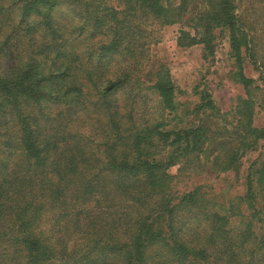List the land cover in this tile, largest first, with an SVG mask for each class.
Returning <instances> with one entry per match:
<instances>
[{
  "label": "trees",
  "instance_id": "trees-1",
  "mask_svg": "<svg viewBox=\"0 0 264 264\" xmlns=\"http://www.w3.org/2000/svg\"><path fill=\"white\" fill-rule=\"evenodd\" d=\"M116 2L0 0V264H264V160L227 203L173 195L168 172H234L264 151L242 68H264L253 30L264 0ZM173 25L180 49L212 55L228 39L246 98L213 127L205 114L183 121L149 56L146 27ZM138 89L158 98L153 124L133 111Z\"/></svg>",
  "mask_w": 264,
  "mask_h": 264
},
{
  "label": "rangeland",
  "instance_id": "rangeland-1",
  "mask_svg": "<svg viewBox=\"0 0 264 264\" xmlns=\"http://www.w3.org/2000/svg\"><path fill=\"white\" fill-rule=\"evenodd\" d=\"M105 1L107 5L118 7L116 0ZM170 1L175 3L177 0ZM100 2L103 8L104 0H100ZM243 9L245 12V5L240 7V11ZM261 9H264V4L258 5V11ZM249 13H246L247 18L251 16ZM65 14L72 15L68 11ZM242 17L244 18L243 15ZM263 20L259 17L254 22L255 28L253 29L258 40L255 43L258 45V56H264ZM178 30V25L162 28L158 26L146 27L145 36L150 35L152 40H156V44L149 47V56L153 62L160 63L168 71L174 87L176 102L179 105L177 112L180 116L184 115L183 121L189 124L194 119H201V116L205 114V116L209 115L214 118L211 122L205 120L208 125L213 127L216 123H220L218 116L220 117L223 113L231 115L239 100L246 98L244 89L238 81V70L230 54L228 39L220 34L215 41L214 52L211 55L207 54L202 46L186 49L176 47L175 39ZM87 43L88 41L85 39L81 40L80 48H85ZM242 55L244 56V54ZM114 60L113 70L122 68V59L116 56ZM260 62L261 59L254 64L246 58L242 66L243 75L252 80L249 89L256 104L253 126L257 129L264 126V68L260 67ZM146 71L147 69L144 70V74L141 76V82H145V85L150 86L151 81L148 82L151 79L150 74ZM135 92L140 96L135 98L133 111L143 113L144 118L150 120L149 124H153L154 118L160 115L157 96L152 91L145 89H138ZM216 111L218 113H215ZM84 120H86V117H84ZM167 120H171V118ZM86 128L88 129V126L83 130L88 131ZM162 128L158 127V129ZM168 128H171V126ZM257 142L259 144L261 140ZM256 159V163L264 160L262 149L256 148L255 151L243 156L239 160V167L236 171L220 175L207 173L183 174L177 171V167L170 168L168 172L173 176L170 191L173 195L183 196L196 188H200L208 198L212 195L218 202L227 203L229 200L241 197L245 192L244 184L247 179V170Z\"/></svg>",
  "mask_w": 264,
  "mask_h": 264
}]
</instances>
